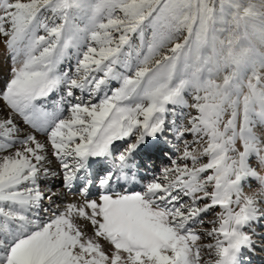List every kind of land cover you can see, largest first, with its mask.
Masks as SVG:
<instances>
[{
    "label": "snow or ice",
    "instance_id": "snow-or-ice-1",
    "mask_svg": "<svg viewBox=\"0 0 264 264\" xmlns=\"http://www.w3.org/2000/svg\"><path fill=\"white\" fill-rule=\"evenodd\" d=\"M102 3L89 31L69 26L79 0H0L12 60L0 81V264H189L202 235L214 243L195 247L197 262L206 247L216 264H248L264 222V151L255 137L241 150L213 132L194 153L197 122L212 121L203 108L178 121L170 72L181 44L165 57L169 74L149 67L175 33L191 36L197 18L206 27L207 0ZM77 193L62 206L54 199Z\"/></svg>",
    "mask_w": 264,
    "mask_h": 264
},
{
    "label": "rangeland",
    "instance_id": "rangeland-1",
    "mask_svg": "<svg viewBox=\"0 0 264 264\" xmlns=\"http://www.w3.org/2000/svg\"><path fill=\"white\" fill-rule=\"evenodd\" d=\"M79 5L69 10V26L91 31L93 20L99 23L104 14L102 0H79ZM204 7L209 10L206 27L202 28L197 18L191 36L187 29L175 33L171 41L163 43L155 52L149 67L152 72L169 74L170 61L165 57L173 56L170 49L174 44H181L175 53V67L170 72L171 83L177 90L173 104L178 113H183L178 116V121L187 126L191 123L189 117L195 116L200 108L204 109L202 117H210L212 121L211 128L197 122L202 135L192 149L194 153L199 155L204 150L213 132L222 142L236 137L235 148L241 150L250 137H255L264 151V0H207ZM74 64L75 57L66 60L60 68L63 70ZM11 67V53L4 38L0 37V81L9 75ZM64 115H67L66 109ZM38 138L44 141L43 136ZM229 155L232 159H239L237 153ZM206 161L204 158L203 162ZM259 175L264 176V167L259 169ZM46 183L52 190L63 191L59 177H52ZM133 190H141V185L128 188V191ZM67 197L82 199L78 193ZM90 198H95V193ZM219 211L216 208L207 214L206 227L211 226L209 221L215 219ZM79 223L87 234H92V231L88 232L91 227L88 221ZM255 230L262 234V242H256L262 247L255 250H262L264 222L255 225ZM102 243L106 245V242ZM209 243L214 240L202 235L201 240L190 246L187 252L189 264H216L215 255L206 247L201 249V260L197 262L195 259V247ZM244 254L248 264H258L256 260L264 264V259L256 253Z\"/></svg>",
    "mask_w": 264,
    "mask_h": 264
},
{
    "label": "bare ground",
    "instance_id": "bare-ground-1",
    "mask_svg": "<svg viewBox=\"0 0 264 264\" xmlns=\"http://www.w3.org/2000/svg\"><path fill=\"white\" fill-rule=\"evenodd\" d=\"M42 142H43V140L41 139V138H39ZM54 170H58L57 169V166L55 165V163H53V165L51 166ZM138 185V184H137ZM137 185L135 186V187H132V186H129V189H134V188H136L137 187ZM53 191H55V192H57V193H60L62 190L61 189H56V190H53ZM93 193H95V192H93ZM93 193H92V195H93ZM68 196V195H67ZM67 196H61V195H58V196H56V197H54V199L56 200V202H57V204L58 205H61L62 206V204H63V202H65V201H67V202H74V201H79V200H81V199H76L75 200V198H73V199H70V197H67ZM257 225V224H256ZM90 231H92V228L90 227V230L88 231V232H90ZM261 233V231L260 230H257V231H255V234H254V236H253V238H254V240L256 241V242H262L261 241V235L262 234H260ZM260 247H262V245H261V243H255L254 244V246H253V250H251V251H249V250H247V249H245L244 250V253L245 252H247V253H256L255 255L256 256H259V257H261V258H263L264 259V249H262V250H255V248H260ZM258 251V252H257ZM244 256H245V254H244ZM253 258H255V257H253ZM256 262H258V264L259 263H261V260H256Z\"/></svg>",
    "mask_w": 264,
    "mask_h": 264
}]
</instances>
